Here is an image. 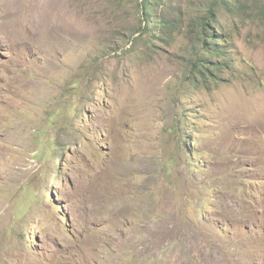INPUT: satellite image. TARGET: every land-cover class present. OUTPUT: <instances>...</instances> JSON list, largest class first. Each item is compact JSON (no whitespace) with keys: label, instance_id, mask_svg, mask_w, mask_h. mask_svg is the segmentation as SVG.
<instances>
[{"label":"rangeland","instance_id":"374dc122","mask_svg":"<svg viewBox=\"0 0 264 264\" xmlns=\"http://www.w3.org/2000/svg\"><path fill=\"white\" fill-rule=\"evenodd\" d=\"M141 3L0 0V264H264V0L200 89Z\"/></svg>","mask_w":264,"mask_h":264},{"label":"trees","instance_id":"16d2710c","mask_svg":"<svg viewBox=\"0 0 264 264\" xmlns=\"http://www.w3.org/2000/svg\"><path fill=\"white\" fill-rule=\"evenodd\" d=\"M205 1L209 7L191 0H142L141 3L142 20L147 26L140 34L141 39L146 41V48L153 43V40L172 46L179 36L184 37L188 34L189 28L185 26V20L190 16L189 13L193 12L196 16L191 21H193L192 27L195 23L198 34L193 30L190 34H197L194 39L197 49L189 61L190 75L186 76L196 89L209 86V80H211L210 85L216 86L219 82L229 83L232 78L227 79L226 75L237 69L227 49L230 42L226 38L225 27L219 21L220 9L225 7L233 11V7L229 0ZM147 53L146 49L145 59Z\"/></svg>","mask_w":264,"mask_h":264},{"label":"clouds","instance_id":"9594fccd","mask_svg":"<svg viewBox=\"0 0 264 264\" xmlns=\"http://www.w3.org/2000/svg\"><path fill=\"white\" fill-rule=\"evenodd\" d=\"M229 1H230V3H231V7H233V5H234V4H233V0H229ZM194 2L197 3V4H202V5H204L205 7H209V5L207 4V2H206L205 0H194ZM222 9H226V10H227V8H225V7L221 8L220 10H222ZM189 14L192 15V16H195L193 12H190ZM195 18H196V16H195ZM219 21H220V16H219ZM220 22H221V21H220ZM221 24H222V22H221ZM222 25H223V24H222ZM226 33H227V32H226ZM230 45H231V43H230ZM230 45H229V46H230ZM229 46H228V47H229ZM234 70H235V69H234ZM234 70H233V71H234ZM190 85H191L192 87L194 86V85H192L191 83H190ZM194 87H195V86H194Z\"/></svg>","mask_w":264,"mask_h":264},{"label":"bare ground","instance_id":"6f19581e","mask_svg":"<svg viewBox=\"0 0 264 264\" xmlns=\"http://www.w3.org/2000/svg\"><path fill=\"white\" fill-rule=\"evenodd\" d=\"M22 16V15H21ZM21 19V18H20ZM19 22V21H18ZM21 22V21H20ZM23 22H25V21H23ZM23 22H21V23H23ZM26 23V22H25ZM22 25V24H21Z\"/></svg>","mask_w":264,"mask_h":264}]
</instances>
